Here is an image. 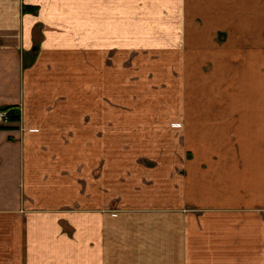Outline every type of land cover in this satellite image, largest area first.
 Here are the masks:
<instances>
[{"label":"crops","instance_id":"0c3cea01","mask_svg":"<svg viewBox=\"0 0 264 264\" xmlns=\"http://www.w3.org/2000/svg\"><path fill=\"white\" fill-rule=\"evenodd\" d=\"M5 106L0 264H264V0H0Z\"/></svg>","mask_w":264,"mask_h":264},{"label":"rangeland","instance_id":"374dc122","mask_svg":"<svg viewBox=\"0 0 264 264\" xmlns=\"http://www.w3.org/2000/svg\"><path fill=\"white\" fill-rule=\"evenodd\" d=\"M111 54H112L113 59H117V60H120L121 58L124 59V57H121L119 52L113 51V52H111ZM135 56H137V53L128 52L127 58H128L129 64H130L131 59H133ZM161 56H162V59L166 58V53H164ZM129 70H130V68H129ZM132 71H134V69ZM129 76H130V73H129ZM130 78H132V77H130ZM160 91H161V88L157 89L155 92H151V91L144 92V96H146V95H150V97L152 95L155 96V97H151V98L148 97V99H142L141 95H140V97L136 98L135 92H128L127 93L128 97H126V98H119V97L113 98L111 100V104H112V106H116V107H121V106L122 107H137V106H141V103L143 102V104H144L146 101L147 102L154 101L155 103H159V100L164 97L163 95H166V93H162ZM80 103H81V106L89 105L88 100H81ZM118 134H119V131L113 130L112 141H113V151H115V153H116V151L119 150V146L117 145L119 143V140H120ZM117 164H118V166H120V163L117 162ZM117 164L113 163V170H112L113 173L115 171L117 172V169H119ZM131 181H134V179H128L127 182H131ZM120 182H121V178L118 177V174L117 175L113 174V177H112L113 186H114V183L120 184Z\"/></svg>","mask_w":264,"mask_h":264},{"label":"trees","instance_id":"16d2710c","mask_svg":"<svg viewBox=\"0 0 264 264\" xmlns=\"http://www.w3.org/2000/svg\"><path fill=\"white\" fill-rule=\"evenodd\" d=\"M25 9L35 11V8L31 6L26 7ZM1 109L8 111L9 119L13 121H17L21 117L19 106H5V107H2Z\"/></svg>","mask_w":264,"mask_h":264},{"label":"built area","instance_id":"2783aa9c","mask_svg":"<svg viewBox=\"0 0 264 264\" xmlns=\"http://www.w3.org/2000/svg\"><path fill=\"white\" fill-rule=\"evenodd\" d=\"M20 119H21V117H20ZM20 119L17 120V122L20 121ZM8 120H9L8 111L0 109V124L2 122H7Z\"/></svg>","mask_w":264,"mask_h":264}]
</instances>
